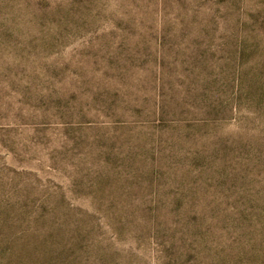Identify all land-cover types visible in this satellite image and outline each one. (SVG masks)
<instances>
[{
    "label": "rangeland",
    "instance_id": "1",
    "mask_svg": "<svg viewBox=\"0 0 264 264\" xmlns=\"http://www.w3.org/2000/svg\"><path fill=\"white\" fill-rule=\"evenodd\" d=\"M0 264H264V0H0Z\"/></svg>",
    "mask_w": 264,
    "mask_h": 264
}]
</instances>
